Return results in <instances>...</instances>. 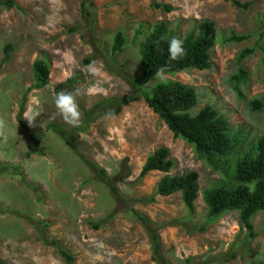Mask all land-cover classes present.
Returning a JSON list of instances; mask_svg holds the SVG:
<instances>
[{
    "label": "rangeland",
    "instance_id": "374dc122",
    "mask_svg": "<svg viewBox=\"0 0 264 264\" xmlns=\"http://www.w3.org/2000/svg\"><path fill=\"white\" fill-rule=\"evenodd\" d=\"M83 1L85 6L82 0H0V117L7 123V139L0 138V263L264 264L263 212L252 218L254 238L241 228L237 212L198 231L206 216L202 193L224 182L222 175L198 160L190 144L174 139L142 98L118 115L105 114L116 107L113 100L134 94L139 44L156 23L182 40L210 21L216 30L211 69L157 76L145 88L164 81L192 87L198 104L190 113L218 111L240 133L245 151L264 135V110L252 112L248 105L264 102V0H239L250 3L247 11L225 0ZM136 30L142 32L137 39ZM117 31L126 46L113 55ZM231 34L248 39L226 41ZM5 44L13 50L1 63ZM244 49L253 53L238 63ZM66 52L73 62L65 60ZM36 61L49 70L48 84L38 89L32 88ZM240 67L248 74L239 86L242 98L231 81ZM60 89L79 93V127L59 115L53 92ZM33 96L42 114L38 126L29 127L23 114ZM160 147L176 162L171 175H198L192 213L180 193L154 195L164 174L141 173L146 157Z\"/></svg>",
    "mask_w": 264,
    "mask_h": 264
},
{
    "label": "trees",
    "instance_id": "16d2710c",
    "mask_svg": "<svg viewBox=\"0 0 264 264\" xmlns=\"http://www.w3.org/2000/svg\"><path fill=\"white\" fill-rule=\"evenodd\" d=\"M233 7L247 11L250 3L239 0H225ZM86 1L82 0V6ZM92 2L89 3L91 7ZM153 8L164 12H171L172 8L166 4H153ZM89 14V12H88ZM142 35L141 30L134 33L135 39ZM177 38L169 31L163 22L156 23L150 33L139 44L140 73L133 82L134 94L120 100H113L114 109L107 110L106 115H118L123 106L139 101L141 98L146 106L158 116L174 139L186 141L193 147L198 160L204 161L212 171L222 175L223 181L202 193L203 203L206 208L205 224L198 227V231H205L208 225L218 221L225 214L237 212L241 228L246 231L248 238L256 236L252 218L259 212L264 213V135L257 138L255 143L247 144L245 151H241L242 139L239 132H233L222 114L211 107L200 109L195 115L190 111L197 106L198 99L195 90L177 81L158 82L149 90L145 86L151 82L158 69L166 66L163 75H174L189 69L199 71L210 70L212 67L210 52L215 46L216 30L210 21H202L195 27V32H190L182 39L186 56L178 61H169L168 43ZM179 39V38H178ZM247 36L231 34L226 41L241 42ZM126 38L121 31L113 36L111 54L115 55L124 51ZM13 48L5 44L2 48L4 63ZM253 53V49H244L236 58L240 63ZM35 84L32 88H41L48 84L49 70L45 63H33ZM248 74L243 68L232 76L234 89L239 98L242 94L239 86L247 82ZM65 85V84H64ZM61 84L59 87H63ZM31 88V89H32ZM249 108L252 112L264 110V102L251 100ZM22 110L19 111L20 118ZM18 118L19 121H21ZM176 162L170 158L169 150L160 147L148 155L141 168L142 175L150 172H159L164 176L158 181L154 195L169 197L180 193L184 207L192 213L194 202L198 197V175L194 171L182 174H172ZM104 174L103 170L92 169ZM154 196L150 198L153 202ZM144 225V221H141ZM158 253L159 246L154 247ZM66 255V254H63ZM70 260V257L66 255ZM1 264V263H0Z\"/></svg>",
    "mask_w": 264,
    "mask_h": 264
},
{
    "label": "clouds",
    "instance_id": "9594fccd",
    "mask_svg": "<svg viewBox=\"0 0 264 264\" xmlns=\"http://www.w3.org/2000/svg\"><path fill=\"white\" fill-rule=\"evenodd\" d=\"M185 56H186V50H185V48L183 46V41L181 39H178V38L171 39L169 41V43H168V58H169V61H178L180 59H183ZM64 58H65V60L67 62H70V63L73 62V58H72L71 52H66L65 55H64ZM165 67L166 66H162L160 69L157 70L156 75H158V77L159 76H161V77L165 76V75H163ZM90 70L93 73H95V71H96L94 68H91V66H90ZM189 70H191V69H189ZM167 76H169V75H167ZM145 90H148V89L145 88ZM90 91H94V89H90ZM53 95H54L55 107H56L59 115L64 120V122L67 123L68 125L72 126V127H79L81 125V111H80V108H79V104L77 102V96L79 95V93L78 92L73 93V92L68 91L66 89H60L58 91L54 90ZM197 99H198V97H197ZM29 103H30V106L24 112L23 119H25L27 121V125L29 127H35V126H38L36 124V118L41 116V114H42V111H41V108H40V101H39V99L37 97L33 96V97L30 98V102ZM6 128H7V123H6L5 119L0 117V138H2L4 140L7 139Z\"/></svg>",
    "mask_w": 264,
    "mask_h": 264
}]
</instances>
